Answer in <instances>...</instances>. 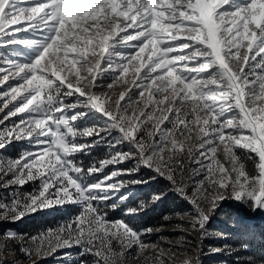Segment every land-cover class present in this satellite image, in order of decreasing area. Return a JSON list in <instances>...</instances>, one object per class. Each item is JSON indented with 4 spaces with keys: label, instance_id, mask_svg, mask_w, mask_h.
<instances>
[{
    "label": "snow or ice",
    "instance_id": "1",
    "mask_svg": "<svg viewBox=\"0 0 264 264\" xmlns=\"http://www.w3.org/2000/svg\"><path fill=\"white\" fill-rule=\"evenodd\" d=\"M0 47L10 50L0 66V151L16 141L34 149L0 155V188L11 189L0 221L79 207L35 235L0 233V264H22L20 254L38 264L73 247L92 264H202L208 222L224 201L264 213V0H0ZM130 66L135 87L116 92ZM89 112L103 124L78 127ZM97 143L109 148L99 167L76 161ZM128 161L135 167L89 182ZM140 167L190 206L173 213L181 235L161 237L167 248L143 239L161 228L137 230L105 211L128 200L119 177ZM36 181L31 193L19 191Z\"/></svg>",
    "mask_w": 264,
    "mask_h": 264
},
{
    "label": "rangeland",
    "instance_id": "2",
    "mask_svg": "<svg viewBox=\"0 0 264 264\" xmlns=\"http://www.w3.org/2000/svg\"><path fill=\"white\" fill-rule=\"evenodd\" d=\"M131 31V30H129ZM134 43V42H133ZM99 50H97L98 52ZM121 51H126L121 49ZM10 52L9 49L0 47V66L3 65V57L8 55ZM35 52L31 51L29 56H34ZM107 55V53H105ZM126 62V61H125ZM103 66V60H102ZM138 63V62H133ZM145 69L141 70V75ZM139 79L138 76L134 75V69L129 68V72L125 73L121 77V81L115 85V91L120 92L124 91L126 88H134L135 85L133 81ZM104 83H109L110 80H104ZM104 92H107L108 89H103ZM147 93H145L146 97ZM3 113H0V118H2ZM14 119V118H13ZM7 123V122H6ZM93 124L102 125L103 121L98 113L89 112L87 117L78 121L77 126L80 128L89 127ZM3 125H0L2 128ZM115 135V134H113ZM80 142L90 143L91 138H83ZM30 149V146L26 141H16L7 148L6 151H0V155L4 157H17L22 150ZM34 150V149H30ZM121 151H127V145H120L119 149ZM109 148L106 143H97V145L92 148L87 154H76L75 159L78 163L82 162L85 167L96 163L99 167V161L108 158ZM135 162L128 161L119 165H108L104 168L103 172L96 173L94 177L89 178V182H94L95 180L102 179L104 176L109 175L112 171L119 168H134ZM251 167V164H249ZM160 176L156 175L155 172L151 171L146 167H140L138 171L133 172L132 175H125L119 177L120 180L124 181L126 187L121 189V192L128 193V200L120 203L117 200L118 207L115 210H112L110 207L105 208V211L108 214L110 220L124 219L127 220L134 228L137 230H143L145 228H161L160 232H153L151 235L143 237L147 243L158 244L159 247L167 248L168 245L161 240V237H167L168 240L174 241L178 239L181 235L176 229L175 225L181 221L172 215V219L164 220V216H171L167 212L163 214L161 218L154 219H145L141 217V211L135 215H125L127 209L136 208L139 203L143 200H138L136 203L126 206L130 199L138 196L141 193V188L144 187L147 190L150 189L149 198L147 202L151 208H155L156 203H160L159 200L155 202L152 201V196L156 193H162L160 199H165V206L170 213L175 211H188L190 206L187 202L181 199L174 191L169 187L168 182L163 179L165 182L161 183H152ZM133 180H142L143 183H130ZM39 187V181L29 182L23 188L19 189L22 193H31L34 189ZM11 189L0 188V200L9 197ZM119 195V193L117 194ZM74 204H67L62 207H53L45 209L43 211L36 212L25 216L23 219L17 221L16 227L9 226L5 229H2L0 226V233L7 231H14L21 234L35 235L41 232L46 231L49 228H56L59 224L65 220L70 219L72 216L77 214L79 207ZM228 208V212L225 210ZM220 208L216 211L215 215L208 222L209 235L203 241L202 250L200 253V259L202 264H249V261H255L258 259H264V213H252L246 207L233 200L224 201ZM158 210V209H156ZM48 219L45 221L44 219ZM31 219V222L28 224V220ZM7 221V220H6ZM1 223V221H0ZM224 232L225 237L221 238L220 233ZM188 239L192 240L193 237L189 236ZM249 243H242L247 242ZM224 245H227L228 248L223 252H213L214 248H221ZM158 250V249H157ZM70 252L71 255L67 258L64 257L65 252ZM78 248L71 249H61L58 250L55 254L47 256L39 260L38 264H79L81 259L87 261V264H92L93 257H79L77 256ZM153 249L149 248L145 250L143 256L152 255ZM143 256L141 259H143ZM22 261V264H31L26 257L20 254L19 257Z\"/></svg>",
    "mask_w": 264,
    "mask_h": 264
},
{
    "label": "trees",
    "instance_id": "3",
    "mask_svg": "<svg viewBox=\"0 0 264 264\" xmlns=\"http://www.w3.org/2000/svg\"><path fill=\"white\" fill-rule=\"evenodd\" d=\"M163 182H165V181L162 178H158L157 180H155L152 183H157V184L161 183L162 184ZM149 192H150V189L147 190L146 188L142 187L141 188V193L138 196L130 199L129 202L126 204V206H130V205L136 203L138 200L148 201V199H150L149 198ZM164 200L165 199H159L160 203H156L154 209L151 208L150 205H148L147 207L143 208L141 210V217H143L145 219L161 218L163 216V214H165L166 212L172 216L173 214L170 213L168 211V209L166 208ZM75 206L76 205H73L74 208H75ZM156 209H158V210H156ZM220 209L221 210H225L224 208H220ZM228 211L229 210L227 208L225 210V212L227 213ZM44 220L47 221L48 219L45 218ZM30 222H31V219L28 220V224ZM16 225H17V222H10V221H6V220L5 221H1V223H0V226H2V229H5V228H7L9 226L16 227ZM249 242L250 241L242 242V243L244 244V243H249Z\"/></svg>",
    "mask_w": 264,
    "mask_h": 264
}]
</instances>
